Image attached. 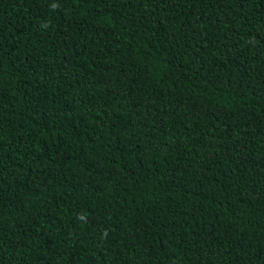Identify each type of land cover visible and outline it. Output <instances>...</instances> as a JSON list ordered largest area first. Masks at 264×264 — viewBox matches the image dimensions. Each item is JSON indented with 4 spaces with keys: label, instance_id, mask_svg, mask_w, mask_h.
I'll list each match as a JSON object with an SVG mask.
<instances>
[{
    "label": "trees",
    "instance_id": "16d2710c",
    "mask_svg": "<svg viewBox=\"0 0 264 264\" xmlns=\"http://www.w3.org/2000/svg\"><path fill=\"white\" fill-rule=\"evenodd\" d=\"M0 264H264V0H0Z\"/></svg>",
    "mask_w": 264,
    "mask_h": 264
}]
</instances>
